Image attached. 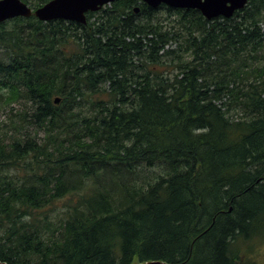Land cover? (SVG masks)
<instances>
[{"label":"trees","instance_id":"trees-1","mask_svg":"<svg viewBox=\"0 0 264 264\" xmlns=\"http://www.w3.org/2000/svg\"><path fill=\"white\" fill-rule=\"evenodd\" d=\"M14 102L36 133L0 136V260L259 264L241 244L264 234V0L213 19L115 0L85 24L3 21Z\"/></svg>","mask_w":264,"mask_h":264},{"label":"water","instance_id":"water-1","mask_svg":"<svg viewBox=\"0 0 264 264\" xmlns=\"http://www.w3.org/2000/svg\"><path fill=\"white\" fill-rule=\"evenodd\" d=\"M115 0H50L41 7L33 9L23 0H0V23L15 17H30L35 15L41 21L64 19L78 23H87V13L100 10ZM152 8L165 4L173 8L198 9L207 19L219 16L231 17L234 13L244 8L249 0H141ZM139 10L136 7L135 11ZM55 101L58 103L60 97ZM0 264H11L0 260ZM136 264H170L166 261L155 259Z\"/></svg>","mask_w":264,"mask_h":264},{"label":"rangeland","instance_id":"rangeland-1","mask_svg":"<svg viewBox=\"0 0 264 264\" xmlns=\"http://www.w3.org/2000/svg\"><path fill=\"white\" fill-rule=\"evenodd\" d=\"M85 105L83 109L84 113L87 114L90 107ZM29 114H31L29 104L24 105L19 102H14L10 105H4L3 103H0V136H10L13 133H16L17 130H21L22 132L26 131L32 134L36 133V126L31 122V118L28 116ZM39 137L43 138L44 133L40 131ZM155 169L156 171H161V169ZM77 197V195L75 197L69 195L66 199L59 201L56 206V211L67 209L70 199L77 202ZM241 247L246 250L247 256L251 257V260L257 261L259 264H264V234L256 235L253 238L248 239L245 243L241 244Z\"/></svg>","mask_w":264,"mask_h":264},{"label":"flooded vegetation","instance_id":"flooded-vegetation-1","mask_svg":"<svg viewBox=\"0 0 264 264\" xmlns=\"http://www.w3.org/2000/svg\"><path fill=\"white\" fill-rule=\"evenodd\" d=\"M138 11H139V10H138ZM138 11H137V12H138Z\"/></svg>","mask_w":264,"mask_h":264}]
</instances>
